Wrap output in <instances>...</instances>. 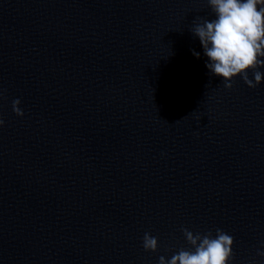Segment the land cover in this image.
Listing matches in <instances>:
<instances>
[{
	"label": "water",
	"instance_id": "water-1",
	"mask_svg": "<svg viewBox=\"0 0 264 264\" xmlns=\"http://www.w3.org/2000/svg\"><path fill=\"white\" fill-rule=\"evenodd\" d=\"M199 17L207 0H0V264H159L184 227L264 264V81L210 73Z\"/></svg>",
	"mask_w": 264,
	"mask_h": 264
},
{
	"label": "clouds",
	"instance_id": "clouds-1",
	"mask_svg": "<svg viewBox=\"0 0 264 264\" xmlns=\"http://www.w3.org/2000/svg\"><path fill=\"white\" fill-rule=\"evenodd\" d=\"M215 19L199 17L191 30L203 47L208 58L206 67L210 73L221 77L227 89L233 87L232 81L242 77L252 89L264 81V0H207ZM197 58L200 53L193 50ZM249 72L253 78H249ZM0 91V95H2ZM14 113L23 117L21 100L12 102ZM4 120L0 117V128ZM190 248H180L170 258L161 255L159 264H232L234 258L233 236L220 228L201 234L181 229ZM142 246L147 252L159 250V240L150 232L143 235ZM264 248V245H262ZM257 256L264 257V250L257 249Z\"/></svg>",
	"mask_w": 264,
	"mask_h": 264
}]
</instances>
